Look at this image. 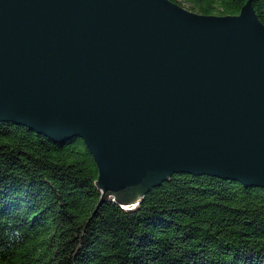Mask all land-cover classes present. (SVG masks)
<instances>
[{
    "label": "water",
    "instance_id": "obj_1",
    "mask_svg": "<svg viewBox=\"0 0 264 264\" xmlns=\"http://www.w3.org/2000/svg\"><path fill=\"white\" fill-rule=\"evenodd\" d=\"M0 122L81 138L128 211L174 174L264 188V23L252 0H0Z\"/></svg>",
    "mask_w": 264,
    "mask_h": 264
},
{
    "label": "trees",
    "instance_id": "obj_2",
    "mask_svg": "<svg viewBox=\"0 0 264 264\" xmlns=\"http://www.w3.org/2000/svg\"><path fill=\"white\" fill-rule=\"evenodd\" d=\"M171 1L238 15L248 0ZM97 178L81 138L0 122V264H264V188L174 174L128 211L101 203Z\"/></svg>",
    "mask_w": 264,
    "mask_h": 264
}]
</instances>
